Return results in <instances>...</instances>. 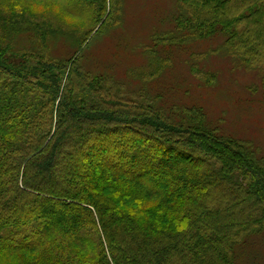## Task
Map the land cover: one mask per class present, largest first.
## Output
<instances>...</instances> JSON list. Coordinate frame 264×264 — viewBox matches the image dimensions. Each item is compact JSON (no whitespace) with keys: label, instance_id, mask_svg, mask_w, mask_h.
Returning <instances> with one entry per match:
<instances>
[{"label":"trees","instance_id":"1","mask_svg":"<svg viewBox=\"0 0 264 264\" xmlns=\"http://www.w3.org/2000/svg\"><path fill=\"white\" fill-rule=\"evenodd\" d=\"M43 1L0 0V264H257L264 148L201 106H165L148 80L167 66L160 45L220 36L264 98V0H174V28L153 33L132 80L84 65L122 0L67 1L82 30L55 25ZM60 37L66 57L52 54Z\"/></svg>","mask_w":264,"mask_h":264},{"label":"rangeland","instance_id":"2","mask_svg":"<svg viewBox=\"0 0 264 264\" xmlns=\"http://www.w3.org/2000/svg\"><path fill=\"white\" fill-rule=\"evenodd\" d=\"M67 1L70 0H44L42 3L50 8L42 3L37 6L45 15L50 12L53 19L58 16L55 25L86 29V18L79 21L63 11ZM121 7L119 25L84 48V65L93 71H113L121 79L132 80L129 73L145 67L150 59L142 51L146 45L151 46L153 33L172 30L173 15L178 10L174 0H122ZM28 38L26 31L18 40L28 45ZM67 40L60 37L51 43L54 56L66 57L72 53L73 46ZM221 42L222 38L216 36L170 48L160 45L161 56L169 60L161 75L148 80V88L162 98L160 103L165 106L172 103L201 106L209 120L218 123L225 132L251 138L264 148V98L258 73L224 55L219 50ZM191 65L214 74L212 84L203 85V79L190 70ZM255 247L257 264H264V239ZM240 264H250L246 255Z\"/></svg>","mask_w":264,"mask_h":264}]
</instances>
